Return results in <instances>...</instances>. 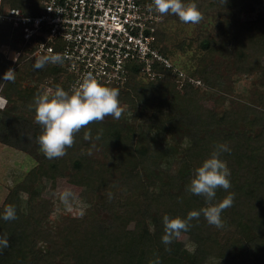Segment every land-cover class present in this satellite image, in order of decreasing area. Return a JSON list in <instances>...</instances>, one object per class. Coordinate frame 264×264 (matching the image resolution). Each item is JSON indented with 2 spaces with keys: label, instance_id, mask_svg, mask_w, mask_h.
<instances>
[{
  "label": "trees",
  "instance_id": "trees-1",
  "mask_svg": "<svg viewBox=\"0 0 264 264\" xmlns=\"http://www.w3.org/2000/svg\"><path fill=\"white\" fill-rule=\"evenodd\" d=\"M209 1L215 5L213 0ZM247 1L224 0L230 7L231 18L222 31L235 35L238 55L250 53L253 60L247 59L245 63L255 68L257 53L264 52V19L241 22L239 12ZM2 4L21 8L26 14H37L42 8L36 0H2ZM18 38L19 32L10 23L0 22V47L15 48ZM203 44L207 48L210 41ZM156 46L178 67L170 49L162 43L160 27ZM32 50L31 46L26 49ZM25 60L30 66L22 65ZM10 67L15 69L16 78L5 81L1 91L7 105L0 109V142L34 154L33 150H41L37 138L43 130L35 119V97L42 94L39 84L52 86V95L58 86L69 91L73 74L65 62L48 63L36 69L26 56L14 63L10 57L1 55L0 78ZM132 67L122 85L108 86L118 90L120 103L128 106L127 118L121 122L104 118L83 126L74 133V143L67 147L61 160L48 159L44 154L37 156L38 165L28 171L17 190L11 189L0 206V235L6 234L9 238L8 247L0 250V264H127L123 257L111 252L109 244L105 252L101 250L99 237L109 228L123 229L127 223L134 222L132 232L137 240L147 238L148 234L160 245L174 248L177 238L169 245L162 242L164 215L186 218L197 205L205 208L229 195L233 202L222 211L223 226L219 227L227 233L225 243L216 241L210 224L204 222L202 227H197L196 236L190 238L196 252L218 257V264H264V93L255 94L248 102L236 101L211 115L199 104L201 88L189 86L183 92L175 88L172 79L175 78L177 86L179 83L173 67L164 68L156 63L157 76L148 79L147 84L139 81L136 64ZM199 74L206 78L210 89H215L210 98L223 105L227 100L225 93L232 87L224 81L215 83L205 71ZM188 78L186 73L183 87L189 83ZM27 80L36 85H26ZM86 132L90 138L80 139ZM166 136L175 143L186 144L174 172L161 166L163 154L159 143ZM221 143L230 148L220 158L230 169L231 187L218 188L215 198L207 202L202 195L190 193L187 186L195 169ZM83 165H88L91 173L86 178L84 215L74 219L64 216L55 229L48 228L45 221L51 208L49 199L41 191L40 170L50 176H65L66 172ZM18 191L28 194L25 210L16 206ZM153 193H161L163 200L153 202ZM8 205L16 209L15 220L2 219ZM198 236L203 240L202 248Z\"/></svg>",
  "mask_w": 264,
  "mask_h": 264
},
{
  "label": "rangeland",
  "instance_id": "rangeland-1",
  "mask_svg": "<svg viewBox=\"0 0 264 264\" xmlns=\"http://www.w3.org/2000/svg\"><path fill=\"white\" fill-rule=\"evenodd\" d=\"M213 1L215 5H211L209 0H195L202 13V19L198 23H184L180 21L178 16L170 12L163 14V18L159 23L162 43L170 49L175 64L187 73L189 79L200 81H189L186 87H180L177 86L174 78L172 81L173 84L175 83V88L182 92L189 86L201 88L199 104L211 115L215 110H224L236 101L248 102L255 94L258 96L260 93H264V52L257 53L258 60L255 61V68H251V64H246L245 60L252 61L253 56L248 52L238 55L235 35L222 31L225 22L231 18L228 12L230 7L227 5L230 0L228 2H224V0ZM247 2L248 4H245L239 12L241 22L246 23L256 21V19L263 21L264 0H248ZM263 23L259 22L260 25H263ZM207 40L210 41V46L205 48L203 43ZM13 51V47L10 45H3L0 47V57L1 55L13 57ZM238 60L242 63L238 64ZM24 64L30 66L27 61L22 63V65ZM240 65L242 66L241 70L238 69ZM9 69L15 72V69L11 67ZM244 69H247V71ZM202 71L210 75L211 79L216 81L215 83L224 81L232 87L230 92L225 93L227 100L223 105L217 103L214 98H210L215 89H210L207 86L206 78L201 77L199 74ZM14 77L16 78V75ZM138 79L142 84L148 83L147 78L142 75H138ZM4 83L5 81L0 84V109H4L7 105V99L1 94ZM25 84L36 85L35 82L29 80L25 81ZM39 86L42 94L52 95L54 91L52 86L44 82ZM253 104L257 105V102ZM120 108L121 115L118 119L113 116H106L105 119H108L109 122H121L127 118L128 106L120 103ZM262 110L264 111V108ZM79 137L80 139L84 138L85 133ZM177 143L172 141L171 138H167V136L165 141L159 143L163 154L161 166L164 170L174 172L180 165V158L183 154L182 147H186V144L185 142ZM33 151L34 154H30L0 142V206L4 203L11 189L15 188L17 190L18 183L24 180L28 171L38 165L37 156L41 157L44 153L42 150ZM62 157H56L55 159L61 160ZM112 162L118 163L116 160ZM75 170L66 172L67 175L65 176H50L44 170H40L42 175L39 181L42 187L41 191L49 199L51 208V213L45 221L48 228L55 229L64 216L74 219L84 215L87 206L86 178L88 174H91L89 173L90 167L83 165ZM66 191L70 193L67 204L61 198ZM159 200H163L162 194L153 193L152 201ZM27 202L28 194L18 191L16 197L18 209L25 210ZM195 208L201 210L203 206L199 204ZM204 222L208 223L202 212V215L194 222H189L187 231L182 232L179 238L174 239L176 242L174 248L160 245L148 234L147 238L137 240L132 232L135 227L134 222H126L127 226L123 229L109 228L108 231L100 235L99 242L102 245L101 250L105 252L109 244L111 252L115 256L123 257L127 264H150V262H155L157 258H159L160 264H218L220 261L218 257L197 253L195 245L190 239L196 236V232H199V228ZM149 227L151 228V226ZM149 227L147 229H150ZM197 227L199 228L197 229ZM210 227L214 239L224 244V240L227 239L226 231L212 224H210ZM150 230L152 231V229ZM197 240L199 247L202 248V238L198 236Z\"/></svg>",
  "mask_w": 264,
  "mask_h": 264
},
{
  "label": "built area",
  "instance_id": "built-area-1",
  "mask_svg": "<svg viewBox=\"0 0 264 264\" xmlns=\"http://www.w3.org/2000/svg\"><path fill=\"white\" fill-rule=\"evenodd\" d=\"M37 14L3 6L0 22H8L19 32L13 48L14 63L21 56L33 63L46 55L61 54L73 74L69 92L89 74L106 86H120L133 64L140 75L153 80L155 64L174 68L183 87L186 73L156 46L163 14L152 0H36ZM32 52L26 51L27 48ZM191 82H200L189 79Z\"/></svg>",
  "mask_w": 264,
  "mask_h": 264
},
{
  "label": "clouds",
  "instance_id": "clouds-1",
  "mask_svg": "<svg viewBox=\"0 0 264 264\" xmlns=\"http://www.w3.org/2000/svg\"><path fill=\"white\" fill-rule=\"evenodd\" d=\"M155 11L160 14L171 13L179 17L184 23H198L202 19V13L195 0H152ZM64 56L57 53L46 55L34 63V68H44L48 63H62ZM14 70L9 69L0 78V81H13ZM36 122L42 126V132L38 136V143L44 155L48 159L65 155L66 148L74 143V133L83 126L93 121H102L106 116L119 118L121 108L119 92L99 82L91 74L87 75L78 87L72 89L71 93L62 87H57L54 95L41 94L35 97ZM90 138V133H85V139ZM99 138V136H97ZM230 151L226 143L216 146L211 156L201 166L195 169L188 191L195 195H202L207 202H211L216 196V190H225L231 187L230 169L227 162L220 158L222 152ZM70 193L64 192L62 200L67 204ZM232 195L217 204L209 203L208 207L201 210H192L187 217H170L164 215V235L162 242L171 244L174 238H179L182 231H187L189 221L198 218L203 212L209 224L222 227V211L231 206ZM16 209L13 205L6 206L2 214L3 220H15ZM9 238L0 235V250L8 247ZM150 264H160L159 258Z\"/></svg>",
  "mask_w": 264,
  "mask_h": 264
}]
</instances>
